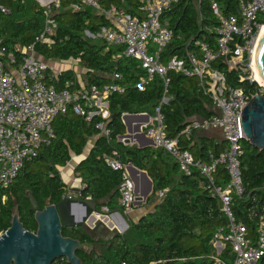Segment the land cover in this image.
<instances>
[{"label":"trees","instance_id":"16d2710c","mask_svg":"<svg viewBox=\"0 0 264 264\" xmlns=\"http://www.w3.org/2000/svg\"><path fill=\"white\" fill-rule=\"evenodd\" d=\"M105 9L116 6L131 15L143 16L140 10L143 0H99ZM216 1L223 15H238L239 0H178L166 9L162 20L172 31V38L161 52V60L166 62L172 56L185 58L188 53H202L197 41L217 47L216 28L219 20L211 4ZM74 0H62L54 11L56 22L54 43L51 45L35 41L44 28L45 16L37 0H5L11 8L10 14L0 15V38L10 51L16 46L34 45L36 53L45 60L81 59L85 66L82 80L88 87L92 84L118 83L125 90L113 93L108 99L109 119L94 114L90 119L75 114L71 109L59 113L53 120L54 137L44 144L36 157L26 161L17 177L7 188L0 186V233L10 225L15 208H19L20 218L26 230L36 231L34 212L30 210L27 191H31L40 207L58 203L66 192L59 167L65 166L72 154L82 155L88 139L96 137L90 153L83 158L76 172L83 178L85 186L79 198H91L97 202V209L107 207V212L123 211L120 203L119 186L123 177L120 170L112 169L105 158L117 151V158L125 164L132 163L145 170L153 181L152 198L164 192L154 210L137 224L130 225L124 234L115 233L97 251L93 246L97 240L82 227H64L63 234L79 239L82 245L92 248L91 252L79 249L78 256L85 264H213L215 248L210 243L214 233L226 224L227 218L217 196L207 188L206 179L194 172L184 174L179 164L163 148L149 146L139 148L126 145L118 138L126 133L122 120L125 113L147 112L154 116L156 107L164 96V82L154 76L143 88L139 86L147 71L141 61L124 54L125 44H114L103 38L102 43H92L85 39V32L97 35L103 27L113 26L112 22L94 8L82 4L74 9ZM264 22V15L258 16ZM21 60V53H17ZM223 71L229 84L240 87L252 95L263 92L259 84L250 80H240L239 72L229 69L223 58L213 63ZM120 78L114 80V72ZM167 92L169 100L162 103L163 123L169 136H178L193 117H210L215 112L212 99L206 87L197 76H186L170 71ZM66 80L79 87L78 77L72 70L57 75L48 70V83L60 88ZM104 123L110 130L102 135L97 124ZM196 133V132H195ZM194 133V134H195ZM193 134V136H194ZM180 136V146L189 149L197 158H205L209 150L220 151V144L214 139L202 138L192 143ZM226 142V141H225ZM244 154L241 156V174L244 193L233 196V209L237 217L247 221L249 211L261 212L264 208V150L243 141ZM195 150V151H194ZM215 182L226 186L229 175L220 166L215 174ZM228 249L223 253L226 255ZM53 264H68L65 258Z\"/></svg>","mask_w":264,"mask_h":264},{"label":"built area","instance_id":"2783aa9c","mask_svg":"<svg viewBox=\"0 0 264 264\" xmlns=\"http://www.w3.org/2000/svg\"><path fill=\"white\" fill-rule=\"evenodd\" d=\"M0 0V15L10 14L11 8ZM62 0H37L45 16L44 28L35 38L36 42L51 45L54 43L56 22L54 11ZM74 9L85 4L94 8L112 22L113 26L103 27L104 38L114 44H125L124 54L141 61L148 77L143 78L142 88L158 75L164 82V96L155 115L144 124L145 134L158 148H163L179 164L180 170L190 176L199 172L207 181V188L217 196L227 221L213 235L210 243L215 248L213 264H264V208L261 212L249 211L247 214L253 228L247 221L236 216L233 209V196L244 193L241 174V156L245 150L244 131L241 124L242 108L253 96L240 87L229 84L225 73L213 67L219 59L239 72L240 80L256 81L252 62L261 28L264 22L258 21L264 15V0H239V14L223 15L219 5L213 1L211 7L219 25L217 47L197 41L201 57L188 53L185 58L172 56L166 62L161 60V52L172 38V31L162 20V15L178 0H143L140 10L143 16L131 15L124 9L112 6L105 9L99 0H74ZM21 53V60L17 53ZM48 61L39 57L34 45L16 46L10 51L0 38V186L7 188L17 177L26 161L36 157L44 144L54 137L53 120L59 113L72 110L75 114L90 119L94 114L110 117L108 99L113 93H123L125 88L118 83L92 84L76 87L66 80L58 88L48 83ZM186 76H197L206 87L212 99L215 112L210 117H199L188 121L181 133L172 137L165 130L161 105L169 100L167 92L170 84L169 72ZM121 76L114 72L112 78ZM263 93V92H260ZM96 127L103 135L110 130L102 122ZM220 130L226 146L216 152L209 150L205 158H197L189 149L180 146V136L190 139L195 132ZM122 142L126 138L120 137ZM117 151L105 158L114 170L122 172L119 186L120 203L128 212L140 200L136 184L127 166L117 158ZM220 166L226 168L229 182L221 186L215 182V174ZM75 197V195H71ZM229 250L226 255L223 253ZM126 264V263H122Z\"/></svg>","mask_w":264,"mask_h":264},{"label":"water","instance_id":"95a60500","mask_svg":"<svg viewBox=\"0 0 264 264\" xmlns=\"http://www.w3.org/2000/svg\"><path fill=\"white\" fill-rule=\"evenodd\" d=\"M254 56L264 87V32L257 41ZM242 109L241 124L245 140L259 150H264V93L254 94ZM126 117L127 114H124L123 118ZM145 117L148 119L150 116L145 114ZM123 137L129 141L126 134ZM150 142L153 145V141ZM127 169L133 181L137 174L147 179L148 190L140 195L145 199L152 190V181L145 171L132 163L128 164ZM26 195L30 210L34 212L37 229H25L19 208L16 207L10 227L0 233V264H53L59 258H65L68 264H85L77 251L82 249L91 252L92 248L82 245L79 239L65 236L63 228L82 227L89 233L98 234L107 228L110 216L103 213V209H97L96 201L76 198L68 192H65L60 202L43 208L31 191H27Z\"/></svg>","mask_w":264,"mask_h":264},{"label":"crops","instance_id":"0c3cea01","mask_svg":"<svg viewBox=\"0 0 264 264\" xmlns=\"http://www.w3.org/2000/svg\"><path fill=\"white\" fill-rule=\"evenodd\" d=\"M39 57L44 59L41 56H39ZM70 60H77V59H70ZM46 61H48L49 65H50L51 74L57 75L60 72L67 71V70L74 71L73 68L57 71V68H60V65H62V66L65 65V64H63L65 61H62V60H46ZM67 61H69V60H67ZM54 70H55V72H54ZM76 75L78 77L79 87L86 86L85 82L82 80V75H79L77 73H76ZM210 109L213 110L212 107H210ZM125 114H127V117L123 118V116H122V120H123L125 127H126V133L125 134L128 136V140L130 142L124 141L123 143L126 145H135L139 148H145V147H149V146L156 147L154 145V143H153V145L151 144L150 141L152 139L150 137H148L144 132V124L149 122L152 116L149 115L147 112L125 113ZM145 114H148L150 117L147 119L145 117ZM194 118H199V117H193L190 120H192ZM142 134H144V135H142ZM217 134H219L221 137L217 136ZM202 138L214 139L215 141H218L220 144L219 149H221V150L223 148H225V146H226V142H225L223 135H222V132L220 130H205V131L196 132L193 136V142L192 143H199V141ZM95 139H96L95 136L88 139L87 146L85 147L82 155L78 156V155L72 154L70 161L65 166L59 167V171H60L62 180L65 183L66 193L68 192L70 195H75L76 198H79L78 197L79 192L85 186V184L83 182V178L80 176V174L78 172H76V167L78 166L80 161L90 153V149L95 144ZM118 140L120 141V137L118 138ZM127 142H129V143H127ZM88 145H90V146H89L88 150H86ZM76 158L79 159L77 164L70 165V162L75 161ZM141 171H145V170H141ZM147 175H148V173H147ZM148 177L150 178L149 175H148ZM150 180L152 181L151 178H150ZM134 181L136 184L137 192L140 195H144V193H146V191L148 190L147 179L144 176L137 174L136 176H134ZM152 183H153V181H152ZM152 190H153V186H152ZM152 190L148 192V194L144 200L138 201L132 207V209L129 210L128 212H124V210H123V211H115L112 213H108L107 207L102 208L103 212H105V214L110 216V220H109L110 222L108 223L107 228H105L106 230L104 232V235L107 237L103 239L104 235H102L101 236L102 240L97 241V243L93 246L96 250H97L98 245H100V246L104 245L107 242V240L113 236V234H115V233L124 234L126 231H128L130 225L137 224L144 216H146L148 213H150L154 210V208L160 202L161 199L155 200V198L150 197ZM124 218L126 219L127 222L125 221Z\"/></svg>","mask_w":264,"mask_h":264},{"label":"rangeland","instance_id":"374dc122","mask_svg":"<svg viewBox=\"0 0 264 264\" xmlns=\"http://www.w3.org/2000/svg\"><path fill=\"white\" fill-rule=\"evenodd\" d=\"M84 36H85V39H87L88 41H90V42H92V43H102L103 42V38H104V36H103V34H102V32H99L97 35H95V34H92L91 32L90 33H88V32H85V34H84ZM67 61V60H66ZM64 62L63 64H65V65H60V68H57V71L59 70H65V69H70V68H73L74 69V71L77 73V74H79V75H83V73L86 71V69H85V66H84V64L82 63V61H81V59H77V60H69V61H67V62ZM72 66V67H71ZM54 72H55V70H54ZM217 136H220L219 134H217ZM221 137V136H220ZM89 146L90 145H88V147H87V149L86 150H88V148H89ZM78 160L79 159H75V161H71L70 162V165H75V164H77V162H78ZM163 194H164V192H159L158 194H157V196L156 197H154L155 198V200L156 199H161L162 197H163ZM103 213H105V212H103ZM125 219V218H124ZM125 221H126V219H125ZM127 222V221H126ZM107 236H103V239L104 238H106ZM106 248V246H100V245H98L97 246V250L98 251H101V250H103V249H105Z\"/></svg>","mask_w":264,"mask_h":264},{"label":"bare ground","instance_id":"6f19581e","mask_svg":"<svg viewBox=\"0 0 264 264\" xmlns=\"http://www.w3.org/2000/svg\"><path fill=\"white\" fill-rule=\"evenodd\" d=\"M264 32V27L261 28V32H260V35L258 37V39L260 38V36L263 34ZM252 70L254 72V78L260 82V84H263L259 74H258V71H257V68H256V64H255V56L253 57V62H252Z\"/></svg>","mask_w":264,"mask_h":264},{"label":"flooded vegetation","instance_id":"af4514ba","mask_svg":"<svg viewBox=\"0 0 264 264\" xmlns=\"http://www.w3.org/2000/svg\"><path fill=\"white\" fill-rule=\"evenodd\" d=\"M105 230H106V229H102L98 234H95V233H92V234H93V236L95 237V239H96L97 241H100V240H102V239H101V236L104 235Z\"/></svg>","mask_w":264,"mask_h":264}]
</instances>
